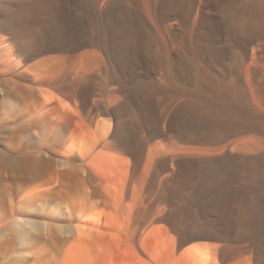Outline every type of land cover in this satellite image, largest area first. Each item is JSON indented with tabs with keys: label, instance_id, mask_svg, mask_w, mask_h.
Returning a JSON list of instances; mask_svg holds the SVG:
<instances>
[{
	"label": "bare ground",
	"instance_id": "6f19581e",
	"mask_svg": "<svg viewBox=\"0 0 264 264\" xmlns=\"http://www.w3.org/2000/svg\"><path fill=\"white\" fill-rule=\"evenodd\" d=\"M59 1L0 0L18 8L0 21V264H264L260 208L204 187L180 205L181 171L206 138L192 131L190 103L164 121L159 65L141 75L127 42L133 8L112 2L100 44L72 31L71 14L64 31L54 26ZM254 22L264 35V16ZM237 89L219 88L210 104ZM237 115L218 150L238 147L225 141L249 122L264 129L263 114Z\"/></svg>",
	"mask_w": 264,
	"mask_h": 264
},
{
	"label": "rangeland",
	"instance_id": "374dc122",
	"mask_svg": "<svg viewBox=\"0 0 264 264\" xmlns=\"http://www.w3.org/2000/svg\"><path fill=\"white\" fill-rule=\"evenodd\" d=\"M129 1L61 0L57 3L60 5L54 4L61 9L58 24L55 22L54 26H60L57 29L64 31L67 21L64 17L71 14L72 31L86 42L101 44L105 40L106 19L115 13L114 4L121 2L133 8L135 29L130 36L132 40L127 38V42L134 43L133 46L140 51L143 61L139 69L141 75L147 76L146 67L159 65L162 84L159 99L164 121L176 118L180 107L190 103L192 131L196 137L206 138L201 147L207 150L188 155L190 165L181 171V177L186 173L189 179L181 182L180 205H189V194L201 187L225 189L231 194L233 206L260 208L264 221V141L260 145L253 144L257 137L264 139V129L257 130L249 122L225 141L240 138L238 147L231 145L226 151L218 150L224 143L221 140L227 133L228 123L236 119L239 112L249 114L252 119L264 115V104L257 107L258 100L264 98V35L256 34L257 24L254 22L257 16H264V4L255 6L253 0ZM14 3L0 6V21L6 14L17 13ZM30 19L28 17L25 22V30L33 27ZM41 30V38L49 36L47 26ZM113 31L110 28L114 34ZM232 84H237L238 89L231 101L230 97L225 98L226 102L220 97L216 105L210 104L219 88ZM179 145L183 147L185 142L180 140ZM180 154L184 157L183 153ZM235 227L234 234H240L241 224L237 222Z\"/></svg>",
	"mask_w": 264,
	"mask_h": 264
}]
</instances>
